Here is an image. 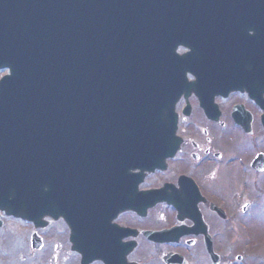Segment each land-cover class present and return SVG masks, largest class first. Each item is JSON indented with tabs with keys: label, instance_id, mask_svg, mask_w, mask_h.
I'll use <instances>...</instances> for the list:
<instances>
[{
	"label": "water",
	"instance_id": "water-1",
	"mask_svg": "<svg viewBox=\"0 0 264 264\" xmlns=\"http://www.w3.org/2000/svg\"><path fill=\"white\" fill-rule=\"evenodd\" d=\"M3 68L0 209L35 227L61 216L82 264H112L118 250L93 229L152 198L131 172L174 154L179 95L220 82L261 92L264 0H0Z\"/></svg>",
	"mask_w": 264,
	"mask_h": 264
},
{
	"label": "flooded vegetation",
	"instance_id": "flooded-vegetation-1",
	"mask_svg": "<svg viewBox=\"0 0 264 264\" xmlns=\"http://www.w3.org/2000/svg\"><path fill=\"white\" fill-rule=\"evenodd\" d=\"M205 74L207 83H218L219 76L210 67ZM185 79L197 80L189 68ZM260 83L256 96L221 82L216 87L188 86L175 104L174 154L165 159L163 168L142 178L139 170L131 172L140 178L136 192L161 199L145 212L139 209L143 215L115 212L93 229L94 237L107 240L106 248L118 250L119 257L126 245L133 244L126 257L133 264H143L152 251L155 257L149 264H262L250 242L252 225L262 224L255 219L258 206L264 225V204H259L264 201V79ZM122 180L108 181L105 192L121 191ZM103 200L108 204L111 198ZM8 218L0 214L2 226ZM52 227L59 233L54 240L61 250L55 251L69 255L72 262L74 255V264H80L62 217L41 229V240ZM116 261L119 264L118 258L111 263Z\"/></svg>",
	"mask_w": 264,
	"mask_h": 264
},
{
	"label": "rangeland",
	"instance_id": "rangeland-1",
	"mask_svg": "<svg viewBox=\"0 0 264 264\" xmlns=\"http://www.w3.org/2000/svg\"><path fill=\"white\" fill-rule=\"evenodd\" d=\"M4 73V71L0 72V76ZM259 204H264V201H260ZM256 210L258 211L255 213V219H259L262 224L259 223L252 225L254 227L253 232L251 234L250 242L252 243V251L254 252V255H257L260 262L263 264V214L261 213L260 206H258ZM38 231L41 234V229H38ZM31 233L32 228L30 224L19 220L5 219V223L0 229V264H74V255L72 262V258H69V255L68 257H66L65 254L59 253L61 249L55 248L56 240L54 239L59 236L56 227H52L48 231H46L45 240L42 239V245L36 249L32 248L30 245ZM55 249L59 252L55 251ZM240 253L242 254V252ZM150 254L151 255L146 256V258L150 257V259H147L148 261L146 260V264H149L150 261L153 262L151 258L155 257V253L153 251ZM146 261H144L143 264H145Z\"/></svg>",
	"mask_w": 264,
	"mask_h": 264
}]
</instances>
